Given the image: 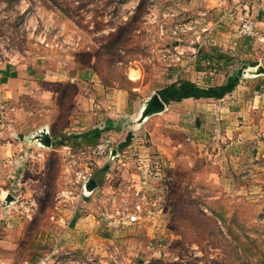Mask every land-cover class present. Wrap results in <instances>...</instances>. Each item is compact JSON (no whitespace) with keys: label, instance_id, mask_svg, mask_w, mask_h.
<instances>
[{"label":"rangeland","instance_id":"rangeland-1","mask_svg":"<svg viewBox=\"0 0 264 264\" xmlns=\"http://www.w3.org/2000/svg\"><path fill=\"white\" fill-rule=\"evenodd\" d=\"M7 68L0 264H264V0H0Z\"/></svg>","mask_w":264,"mask_h":264},{"label":"built area","instance_id":"built-area-1","mask_svg":"<svg viewBox=\"0 0 264 264\" xmlns=\"http://www.w3.org/2000/svg\"><path fill=\"white\" fill-rule=\"evenodd\" d=\"M243 33L247 37H255V29L253 24L250 22H246L243 28ZM141 206L140 205H134L132 212L128 214L127 219L131 222H137L140 218L139 214L141 213Z\"/></svg>","mask_w":264,"mask_h":264},{"label":"crops","instance_id":"crops-1","mask_svg":"<svg viewBox=\"0 0 264 264\" xmlns=\"http://www.w3.org/2000/svg\"><path fill=\"white\" fill-rule=\"evenodd\" d=\"M250 38H252V37H247V39H250ZM9 70L10 69H8V68L5 70L6 71L5 77L3 78V81L0 84V88L2 89V91H6L9 83H11L10 78H9V73H10ZM3 149H4V147L1 146V150H0L1 154L4 152ZM5 150H7V147H5Z\"/></svg>","mask_w":264,"mask_h":264},{"label":"trees","instance_id":"trees-1","mask_svg":"<svg viewBox=\"0 0 264 264\" xmlns=\"http://www.w3.org/2000/svg\"><path fill=\"white\" fill-rule=\"evenodd\" d=\"M201 56L206 61H208V63L210 64L209 66H211V64L214 63V61H216L215 58L209 53H203Z\"/></svg>","mask_w":264,"mask_h":264}]
</instances>
